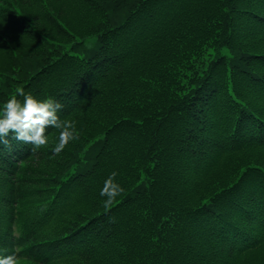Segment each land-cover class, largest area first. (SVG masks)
Returning <instances> with one entry per match:
<instances>
[{"label":"trees","instance_id":"trees-1","mask_svg":"<svg viewBox=\"0 0 264 264\" xmlns=\"http://www.w3.org/2000/svg\"><path fill=\"white\" fill-rule=\"evenodd\" d=\"M27 1L0 0V114L22 89L79 139L0 145V257L264 264V0Z\"/></svg>","mask_w":264,"mask_h":264},{"label":"clouds","instance_id":"clouds-1","mask_svg":"<svg viewBox=\"0 0 264 264\" xmlns=\"http://www.w3.org/2000/svg\"><path fill=\"white\" fill-rule=\"evenodd\" d=\"M21 102L15 96L8 100L0 114V145L10 146L9 134L12 139L25 144L33 145L32 151H36L47 145L46 131L49 127L59 129L58 143L53 152L59 155L70 141L79 139L75 133L74 122L61 120L58 112L63 105L52 99L37 100L22 89H18ZM116 172L111 173L104 182L100 196L106 199L103 202L105 208H109L115 199L124 192L123 187L115 181ZM0 264H18L15 254L0 257Z\"/></svg>","mask_w":264,"mask_h":264},{"label":"rangeland","instance_id":"rangeland-1","mask_svg":"<svg viewBox=\"0 0 264 264\" xmlns=\"http://www.w3.org/2000/svg\"><path fill=\"white\" fill-rule=\"evenodd\" d=\"M22 4L25 7H28L32 11H36L39 6L36 3H29L27 0H22ZM87 20L93 21V18L91 16L86 17ZM47 140H53L52 136L47 138ZM27 193L24 194L23 199H22V208L24 211L28 210L29 212L31 211H36L38 213H42L43 211L41 210L43 208L42 200H39L35 198V194L31 189H28L26 191ZM41 197V196H40ZM48 227H53V223L49 224ZM22 264H30L27 260L23 261ZM36 264V263H34ZM37 264H42V263H37ZM58 264H63V263H58Z\"/></svg>","mask_w":264,"mask_h":264}]
</instances>
